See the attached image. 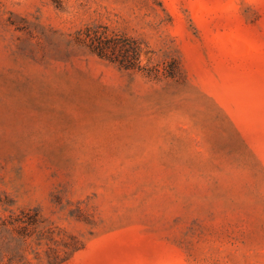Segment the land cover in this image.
<instances>
[{
  "label": "rangeland",
  "instance_id": "rangeland-1",
  "mask_svg": "<svg viewBox=\"0 0 264 264\" xmlns=\"http://www.w3.org/2000/svg\"><path fill=\"white\" fill-rule=\"evenodd\" d=\"M0 264H264V0H0Z\"/></svg>",
  "mask_w": 264,
  "mask_h": 264
},
{
  "label": "trees",
  "instance_id": "trees-1",
  "mask_svg": "<svg viewBox=\"0 0 264 264\" xmlns=\"http://www.w3.org/2000/svg\"><path fill=\"white\" fill-rule=\"evenodd\" d=\"M107 46L108 45L104 44V42L102 43V41H99V43L97 44V50L99 54L101 55L106 54ZM121 48L122 49L124 48V51H122L123 53L122 54L120 53V57L116 56L115 58L119 60V62L125 67L136 66L138 64L137 61L140 55L139 45L135 42L133 45L129 47H121Z\"/></svg>",
  "mask_w": 264,
  "mask_h": 264
}]
</instances>
